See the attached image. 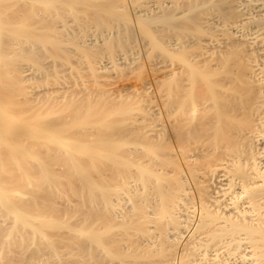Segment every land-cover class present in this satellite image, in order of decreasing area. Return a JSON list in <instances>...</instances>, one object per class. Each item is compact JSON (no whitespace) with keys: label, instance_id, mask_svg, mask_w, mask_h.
Segmentation results:
<instances>
[{"label":"bare ground","instance_id":"6f19581e","mask_svg":"<svg viewBox=\"0 0 264 264\" xmlns=\"http://www.w3.org/2000/svg\"><path fill=\"white\" fill-rule=\"evenodd\" d=\"M0 264H264V0H0Z\"/></svg>","mask_w":264,"mask_h":264}]
</instances>
